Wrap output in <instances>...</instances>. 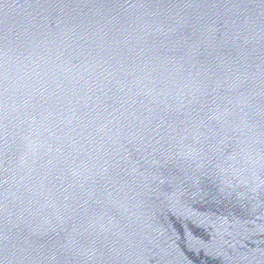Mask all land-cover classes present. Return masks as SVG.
Here are the masks:
<instances>
[{"label":"water","instance_id":"95a60500","mask_svg":"<svg viewBox=\"0 0 264 264\" xmlns=\"http://www.w3.org/2000/svg\"><path fill=\"white\" fill-rule=\"evenodd\" d=\"M0 264H264V0H0Z\"/></svg>","mask_w":264,"mask_h":264}]
</instances>
